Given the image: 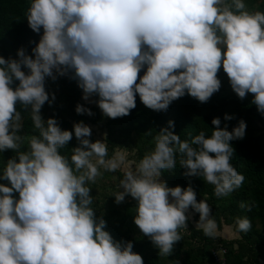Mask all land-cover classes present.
Masks as SVG:
<instances>
[{"label": "clouds", "instance_id": "obj_1", "mask_svg": "<svg viewBox=\"0 0 264 264\" xmlns=\"http://www.w3.org/2000/svg\"><path fill=\"white\" fill-rule=\"evenodd\" d=\"M26 19L34 33L43 30L32 54L21 48L17 59L0 57V152L16 153L0 171V180L10 185L0 183V264H144L133 244L115 241L90 207L86 185L101 175L99 167L115 172L120 163L105 159L106 144L91 142L83 122L68 131L54 118L43 120L46 78L73 73L82 99L97 96L103 115L117 119L135 109L137 94L156 112L186 94L206 103L221 87L222 67L232 91L240 99L253 94L251 103L264 114V12L247 11L244 0H32ZM17 103L39 130L24 151ZM75 111L93 115L79 104ZM168 123L154 150L125 174L123 190L113 195L117 204L128 196L137 201L134 224L160 257L171 255L182 239L178 230L186 228L189 209L199 214L196 226L205 236L214 237L217 228L211 207L197 201L191 185L168 187L160 179L162 170L175 168L177 153L184 175L202 176L217 197L245 179L230 163V141L245 136L243 120L228 131L214 118L212 135L200 132L191 142L181 141L169 130L174 122ZM73 132L79 146L69 158L59 150ZM236 223L240 232L251 228L247 218Z\"/></svg>", "mask_w": 264, "mask_h": 264}, {"label": "trees", "instance_id": "obj_2", "mask_svg": "<svg viewBox=\"0 0 264 264\" xmlns=\"http://www.w3.org/2000/svg\"><path fill=\"white\" fill-rule=\"evenodd\" d=\"M31 2L32 0H0V57L6 60L17 59V51L21 48L31 55L32 48L43 34V30L36 34L28 26L26 13ZM244 3L249 12H264V0H244ZM22 70L27 72V69ZM143 74L141 71L140 75ZM72 75L74 74L69 73L55 81L46 78L45 90L49 94V102L41 108L43 120L54 118L62 130L68 131H73V125L79 122L89 127L100 125L105 116L97 105H91L82 99V90L76 80L71 78ZM218 79L221 87L206 103H200L186 94L173 101L167 111L156 112L145 107L137 94L136 107L129 115L117 119L105 117V144L108 152L105 159L112 160L116 152L124 151L129 153V159L137 163L154 150L157 135L161 129L169 127V121L174 122V128L169 130L180 136L181 141L188 142L200 132H204L206 138L210 137L215 130L211 121L217 117L221 120V129L227 125L228 131L238 126L241 120L247 125L243 139L230 141L234 149L230 163L245 179L242 186L228 196L217 197L214 186L208 184L202 176L186 177V170L179 163V153L176 155L175 168L162 170L160 177L168 187L186 188L191 185L196 192L197 201L203 199L211 207V218L215 220L217 230L222 231L224 226L232 227L237 236L233 240H227L216 232L214 237H207L202 228L188 220L186 228L178 230L182 239L174 244L171 255L160 257L159 249L134 224L137 201L128 196L120 204L115 202L113 195L123 190L119 183L125 173L118 169L109 172L99 167L101 175L95 183L86 185L91 188L90 196L93 197L90 207L95 211L97 220L101 217L105 220L104 230L115 241L133 244V252L141 255L144 264H221L218 258H224L227 264H264V114L258 112L251 103L253 94L249 93L246 98L240 99L232 91L222 67L218 72ZM18 83L15 81L13 88ZM78 104L90 109L93 115L77 114L75 109ZM16 108L21 112V130L18 134L26 138L21 148L24 151L27 149V138L39 135V130L34 127L30 112L25 111L19 103ZM226 114L234 118L225 121ZM90 141L96 142L93 132ZM78 146L73 132V139L59 150L60 154L70 158L71 150ZM15 156L16 153L12 150L0 152V171ZM0 183L10 186L5 180H0ZM15 196L19 198L18 193ZM241 204L245 207L242 208ZM189 210L195 215L194 220L199 221V214ZM238 218L251 221L248 232L238 231Z\"/></svg>", "mask_w": 264, "mask_h": 264}, {"label": "rangeland", "instance_id": "obj_3", "mask_svg": "<svg viewBox=\"0 0 264 264\" xmlns=\"http://www.w3.org/2000/svg\"><path fill=\"white\" fill-rule=\"evenodd\" d=\"M81 95L83 96V92L81 93ZM96 100H98V97L93 96V97H90L91 102H88V101L87 102L91 105H97L95 103ZM105 123H106V118L104 117V118H102V122L100 125H98V126L90 125L91 131L93 132V135H94V138L96 141L99 140V141L105 143V138L107 135L106 129L104 127ZM128 156H129V153L124 152V151H119V152H116L115 156L113 157L114 160H116L118 163H120V166L117 169L120 170L121 172L125 173V174L129 171L135 172L138 165H139V163H137L135 160L129 159ZM121 157L123 158L122 163L120 162ZM92 162L96 163V158H93ZM187 215H189L191 217L189 220L192 221L194 223V225L196 226L198 221L194 220L195 215L192 212H190V210L187 213ZM215 232L227 240H233V239L237 238L232 227H230V226H224L222 231H218L216 228Z\"/></svg>", "mask_w": 264, "mask_h": 264}, {"label": "built area", "instance_id": "obj_4", "mask_svg": "<svg viewBox=\"0 0 264 264\" xmlns=\"http://www.w3.org/2000/svg\"><path fill=\"white\" fill-rule=\"evenodd\" d=\"M223 253H225V250L222 251ZM218 261L221 263V264H227L225 262V259L224 258H218Z\"/></svg>", "mask_w": 264, "mask_h": 264}]
</instances>
